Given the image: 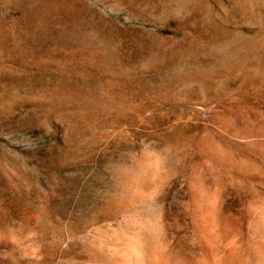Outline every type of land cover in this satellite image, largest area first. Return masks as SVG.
<instances>
[{"label":"rangeland","instance_id":"rangeland-1","mask_svg":"<svg viewBox=\"0 0 264 264\" xmlns=\"http://www.w3.org/2000/svg\"><path fill=\"white\" fill-rule=\"evenodd\" d=\"M247 121L264 131V0H0V264H109L91 229L137 199L146 228L158 206L203 228L191 264H264Z\"/></svg>","mask_w":264,"mask_h":264},{"label":"bare ground","instance_id":"bare-ground-1","mask_svg":"<svg viewBox=\"0 0 264 264\" xmlns=\"http://www.w3.org/2000/svg\"><path fill=\"white\" fill-rule=\"evenodd\" d=\"M251 123L254 127L253 122ZM246 124L247 125L244 130L246 135L264 136L263 130H252V127L250 128L248 126L250 122L247 121ZM240 169L241 172L246 175L249 181L258 182L262 184L261 186L264 185V167L246 163ZM122 204L124 205V203ZM122 204L119 205L122 206ZM125 204L126 206L124 205V208H121L118 205L120 208H114L112 210V215H109V218H111L110 220H121V226L119 227L120 231L112 230V232H107L102 231L99 228H96L95 230L91 229L93 238H90L91 240L88 239L91 250L94 252L102 250L101 256H105L104 258H107L110 261L109 264H191L192 260L190 257V252L192 245V235L190 234L193 233L192 231L197 233L196 235L200 234V245L202 247H205L203 228L194 227L192 225L190 221V214L183 207L181 208L182 212H179V214L172 216L168 213V211H166L167 209L165 207L158 206L160 212H162L160 213L161 219H157L155 222H153L152 225L148 223V228H146V220L152 221L150 214H148V211L156 208L157 204L148 201H138V199L129 200L127 203L125 202ZM168 219L170 220L169 223L167 222ZM139 222L142 223L144 227H140ZM92 225L93 224H91V227ZM150 226L152 227V230ZM85 244L88 245V241ZM100 245L106 246L108 250H106L107 248L104 249ZM244 248L245 247L243 246L239 247V264H246L247 253L246 249ZM89 258L91 257H88V259ZM90 261L91 260H89V262ZM93 263L94 262H92V264Z\"/></svg>","mask_w":264,"mask_h":264}]
</instances>
